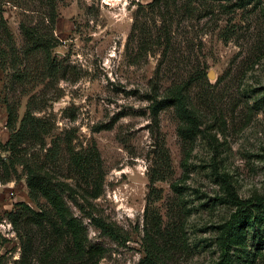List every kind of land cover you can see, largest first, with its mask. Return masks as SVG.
Segmentation results:
<instances>
[{
    "label": "rangeland",
    "instance_id": "374dc122",
    "mask_svg": "<svg viewBox=\"0 0 264 264\" xmlns=\"http://www.w3.org/2000/svg\"><path fill=\"white\" fill-rule=\"evenodd\" d=\"M55 8L51 23L45 0H0V161L9 106L14 128L28 106L46 119L42 137L23 134L22 156L41 162L81 224L82 245L63 223L59 235L46 221L27 223L16 202L53 210L29 197L16 165L0 180L2 264H212L237 207L232 195L264 196V0H55ZM21 24L54 44L52 72ZM195 72L187 125L197 128L183 140L174 107L155 122L151 97ZM65 146L93 154L88 176ZM244 219L229 264H264V206Z\"/></svg>",
    "mask_w": 264,
    "mask_h": 264
},
{
    "label": "trees",
    "instance_id": "16d2710c",
    "mask_svg": "<svg viewBox=\"0 0 264 264\" xmlns=\"http://www.w3.org/2000/svg\"><path fill=\"white\" fill-rule=\"evenodd\" d=\"M48 7V21L54 23V19L57 15L55 8V0H45ZM24 35L30 41H36L39 47L46 52L48 68L53 71L55 66L49 62V47L54 44H49L41 37H37V27L29 25H20ZM20 77V74L17 73ZM202 75L195 72L187 77L186 80L181 82H175L166 87L164 92L160 95L158 89L154 87V94L151 99L150 112L156 122L158 119V113L161 109L166 107H174L175 114L178 119L177 132L183 140H188L191 134L194 132L193 128L195 120H193V112L189 107V86L196 80L200 79ZM158 95V96H157ZM194 122L193 128L188 126L189 121ZM17 120V115L13 106L8 107L7 112V124L11 128L12 132L10 137L5 143V149L8 150L6 158L1 159L0 166L2 167V173L0 172V180L5 181L12 177V174H17L16 165L22 166V171L25 175V182L28 189L29 197L38 202L39 198H44L51 206L52 210H47L46 207H40L39 210H35L30 207L24 201H18L15 204L24 208L25 219L27 223L42 224L44 221L48 222L52 230L56 234H60V223H63L71 236L72 244L77 248H81L80 242V222L73 215H67L65 213L62 197L58 193L46 176L42 173L41 162L33 158H24L21 152V143L23 141V134L29 132V136L34 138L42 137L47 132V121L44 118L38 117L33 114V111L27 107L25 113L20 119V125L18 128H14V124ZM28 123L31 128L30 131L25 130V125ZM196 126V125H195ZM46 154L51 151V146L46 149ZM53 150V147H52ZM65 150L69 153V159L72 162L75 169L81 171L88 176L89 171L92 168V153L89 150L86 151H74L70 146H65ZM234 202L237 204L236 209L231 213L229 218L225 221L223 228V240H222V252L218 260L212 264H229L228 249L231 243V239L236 233V230L245 217L246 210L252 206H264V196L240 198L236 195H232ZM22 208V209H23ZM21 209H13L8 211L13 223H16L21 217L19 213ZM93 222L110 234H113V228L110 224L105 223L101 219L92 216ZM60 221V222H59ZM94 249V248H93ZM0 264H2V254L0 253Z\"/></svg>",
    "mask_w": 264,
    "mask_h": 264
},
{
    "label": "bare ground",
    "instance_id": "6f19581e",
    "mask_svg": "<svg viewBox=\"0 0 264 264\" xmlns=\"http://www.w3.org/2000/svg\"><path fill=\"white\" fill-rule=\"evenodd\" d=\"M105 2H112L114 1L115 3H117L118 0H104Z\"/></svg>",
    "mask_w": 264,
    "mask_h": 264
}]
</instances>
